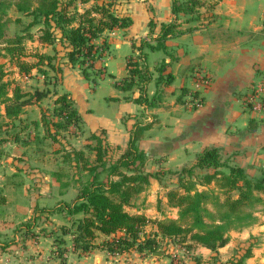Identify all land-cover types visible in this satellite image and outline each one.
<instances>
[{
	"label": "crops",
	"instance_id": "crops-1",
	"mask_svg": "<svg viewBox=\"0 0 264 264\" xmlns=\"http://www.w3.org/2000/svg\"><path fill=\"white\" fill-rule=\"evenodd\" d=\"M201 1L212 4V7L202 8L195 20L182 15L176 20L171 11L172 0H118L111 12L115 16L129 18L132 24L127 29L115 28L100 35L107 49L101 58L96 59L94 68L101 69L102 76L107 74L115 88L116 81L127 77V60L136 53L133 45L138 46L143 39L151 41L158 35L161 24L176 20L181 33L168 37L166 53H147L148 70L153 78L157 77L155 67L164 61L173 76V84L166 89L167 96L160 107L145 111L133 102L139 96L137 91L124 93L115 88L108 102L115 109L113 121L99 119L92 115V110L79 92L80 69L74 70L77 65L72 66L66 60V69L59 84L60 93L54 92L52 108L55 99L66 94L81 117L80 132L69 133L78 136V140H74L77 144L72 143L70 148L82 150L92 134L104 132L108 144L124 149L132 126L145 121L152 125L138 144L147 158L146 172H160L161 176L166 172L169 177H176L181 169L193 166L200 153L214 148L222 161L240 167L247 177H264V113L244 104L254 85L264 77V0ZM92 3L93 0L77 3V11L89 9ZM139 21L146 24L141 32L135 27ZM99 42L100 39L92 41V44L98 45ZM39 44L44 48H54ZM112 46L114 52L124 47L126 52L113 59L115 56H109ZM184 87L193 96H185L182 102H178L177 97ZM154 93L155 84L152 82L148 85V96L152 97ZM127 96L132 101L124 100ZM42 101H33L24 107L20 118L10 121L6 128L11 134L19 132L18 136L23 139L28 132L29 144L23 145L4 137L6 141L0 145V264H167L173 257H166L161 252V257L140 255L135 251L110 256L101 249H94L88 254L75 253L71 250L70 236L65 238L66 243L62 247L65 249L64 258H60L52 238L46 235L22 237L20 227L34 215L35 208H53L60 202L70 204L77 196L73 177H64L62 181L63 177L40 175L41 156L36 152L38 147L32 139L35 132H43L40 127L36 131L31 123L40 122L43 111L35 105H40ZM29 107L33 111L32 116L27 113ZM0 113L4 114L3 108ZM24 126L27 127L26 133L21 131ZM57 161L60 163V160ZM175 181L176 178L171 180L172 184ZM163 184V181L160 184L152 180L138 196L140 203L126 208L127 212L144 214L152 221L165 217L177 219V210L167 206V188ZM45 191H49L46 197L42 195ZM50 199L52 204L46 206V201ZM157 203L172 210V215L168 216L169 213L158 208ZM255 215V224L243 232L230 233L229 243L218 251L219 261L227 262L230 259L228 250L252 236L256 238V243L252 256L245 264H264V210ZM54 217L64 219L63 224L69 220L61 215ZM58 224L53 227H59ZM154 231L156 227L153 224L144 230L145 233ZM100 239L102 236L97 241L100 242ZM195 249L200 264H211L213 254L209 250ZM184 263L197 264L191 261Z\"/></svg>",
	"mask_w": 264,
	"mask_h": 264
},
{
	"label": "trees",
	"instance_id": "trees-1",
	"mask_svg": "<svg viewBox=\"0 0 264 264\" xmlns=\"http://www.w3.org/2000/svg\"><path fill=\"white\" fill-rule=\"evenodd\" d=\"M87 1L0 0V59L8 58L20 75L28 77L33 69H41L42 66L56 70L49 55L35 54L34 63L21 61L26 57L23 42L32 40L29 30L38 27V41L41 44H66L68 62L72 66L77 65L86 80L96 83V78L103 71L100 69L90 73L87 69L94 67L98 56L92 41L104 31L127 29L132 22L129 18L118 17L111 12L118 0H112L109 5L104 2L93 5L78 12L76 4ZM211 7L212 4L201 0H172L171 11L176 20L180 15L195 20L202 8ZM11 9L23 17L31 18L30 23L22 30V35L8 36L6 25L11 22L8 15ZM175 21L161 24L158 35L151 41L143 39L138 46L133 45L139 55L136 60L132 57L127 60V77L114 84L115 88L124 93L137 91L139 96L133 102L144 111L160 107L164 103L166 89L173 84V76L168 72V65L164 61L155 67L157 77L153 78L148 70L147 53H166L165 42L168 37L181 33L178 30L180 25ZM89 59L94 60L92 65L84 68ZM38 72L46 74L45 71ZM4 78L5 73L0 65V112L1 108L4 111L3 115L0 113V145L6 141L4 137L28 145V132L23 139L18 136L19 132L11 134L6 128L10 121L20 118L24 107L33 101L47 98L50 92L38 89L23 91L17 85L10 89V82ZM152 82L155 84V93L149 97L148 85ZM185 96L192 98L193 94L184 87L180 90L177 101L182 102L181 99ZM124 100L132 101L130 96L124 97ZM31 124L36 131L40 127L43 132L42 137L35 132L32 139L38 147L36 152L40 155L42 140L59 144L61 133L69 134L72 130L80 132L82 120L68 96L63 94L55 99L48 115L42 112L40 122L34 121ZM151 125L152 123L145 121L135 123L129 131L124 149L108 144L104 132H101L99 135L92 134L82 150L70 147L54 150L52 153L59 156L60 168L65 166V175L73 177L77 196L70 204L60 202L53 208H35V215L20 227L22 237L27 239L46 235L52 238L60 258H64L65 249L62 247L66 243L65 238L70 236L71 250L79 254L101 249L110 256L135 251L140 255L161 252L169 257L170 255H165V248L162 249V246L181 247L186 251H190L192 247H200L213 254L210 257L211 264H222L218 262V251L229 243L230 233L241 232L255 224V214L264 210V197H261L264 194V177L249 178L240 167L222 161L216 149H206L197 156L193 166L176 173L175 183L170 187L164 186L167 188V206L177 210V219L165 217L152 221L144 214H129L126 208L134 207V200L152 180L162 184L160 172H146L147 158L138 144ZM26 130V126L21 129L24 133ZM63 144L62 142L61 145ZM92 154L93 161L90 160ZM58 173L55 176L62 178ZM38 214L61 215L69 220L45 233V227L38 224ZM149 224H153L156 231L145 233ZM100 236L102 240L96 243ZM248 245L239 258H231L223 264H245L252 256L253 246ZM171 259L167 264H175ZM195 260H198L195 263L200 262L198 257ZM177 261L176 264H185L181 259Z\"/></svg>",
	"mask_w": 264,
	"mask_h": 264
},
{
	"label": "rangeland",
	"instance_id": "rangeland-1",
	"mask_svg": "<svg viewBox=\"0 0 264 264\" xmlns=\"http://www.w3.org/2000/svg\"><path fill=\"white\" fill-rule=\"evenodd\" d=\"M103 2L109 5V3L112 2V0H93V3L91 4L90 7H92L93 5H97V4L99 5ZM8 15H9V18L11 19V22L7 23L6 25L8 36L13 37L14 35H17V34L22 35L23 34L22 30L26 27L27 24L30 23L31 18H26V17H23L17 14V12L14 9L9 10ZM135 27L137 30L141 32L146 27V24L142 23V21H139L138 23H136ZM38 29H39L38 27H33L29 30V33H31V35L33 36V39L30 41L26 40L23 42L26 57H23L21 61H24L27 64L34 63L36 62V58L34 57L35 54L49 55V57H52L51 62L53 63L56 70H50L49 68L42 66L41 69L37 68V69L32 70L30 73V76L29 77L26 76V78H24V76H20V74L18 73V69L13 65L12 62L8 60V58H1L0 65L3 67V71L5 73V78H4L5 81L10 82L11 84L10 89L14 88L17 85L21 87L23 91H27L28 89H30L32 92L33 89L38 88L40 90H47L51 93L50 94L51 96H49V98L45 100L43 99L40 105H35V107H39L38 108L39 111H43L44 113L48 115L52 109V98L54 96V92L56 91L60 93L59 84L62 81L63 71L66 69L65 62L66 60L68 61V58L66 56V53H67L66 51L68 47L66 44H63L60 42V43H56L54 45V48H51V47L44 48L43 46L39 44V41H38V37H39ZM98 39H100L99 44L98 45L93 44V46L97 48V53H98V56H96L97 59L101 58L102 54L104 53V50L107 49L106 48L107 44L103 42V40H101L102 39L101 36L93 40V43L94 41H97ZM113 48L114 47L112 46L111 52L109 55L111 58L115 56V58L113 59H116L117 57H119L120 55H123L126 52L125 47L116 52H114ZM138 55L139 54L136 51L135 55L133 56V59L136 60ZM93 61L94 60L89 59L85 63L84 68H86L89 65H92L91 63ZM78 68L79 67L77 66L76 68H74V70ZM87 69L89 70L90 73L91 72L95 73L96 71H98L94 67L93 68L87 67ZM38 70L45 71L46 74L43 75L41 72H38ZM78 89H79V92L82 93L86 103L89 106V109L92 110V115H94L95 117L99 119L109 118L111 119V121H113V118L115 117V112H114L115 109L113 105H109L108 102L111 101L109 100V97L112 95V93L116 89L113 87L111 78H109L107 74L97 77L96 83H94L92 80H86L83 76L80 75L78 77ZM168 92L170 91L168 90ZM27 110H28L27 113L30 112V116H32L33 111H31V107L27 108ZM72 131H75V130H72ZM40 135L41 136L39 137H42V134ZM76 137H78L76 133L72 135L61 133L59 137L60 138L59 141L61 143L63 142L65 146L64 144L62 146L61 143L59 144L53 143L51 140H42V143L40 144V148L42 149V152L40 153V156H41L40 175L41 177H45V176L56 177L55 174L58 172H59L58 174L60 175L59 177H63L62 181L65 179L64 177H69L68 174L65 175V166L62 165L60 168V163L57 161V159L59 160V156L56 154H53L52 152L62 147H69L72 143L76 145L77 143L74 141L75 139H77ZM90 160L93 161V154L90 155ZM28 169L29 168H27L26 171H28ZM161 178L164 183L163 185L166 187H170L172 185L171 180L174 181L176 177H169V174L164 172ZM49 191L42 192V195L46 197L47 192ZM27 199L29 200V198ZM46 202H47L46 206L48 204L49 206L50 204H52L51 199ZM135 203H140L139 197H137L134 200V204ZM157 207L169 213L168 216L172 215V210L170 209L168 210L167 207L165 206L163 207L159 203H157ZM38 215H39L38 224L40 225V227H45L46 233H48L51 229H53L54 228L53 226H55L56 224L60 223L58 225L61 226L64 223V219H61V218H57L54 216H45L44 214H38ZM149 219L152 220L151 218ZM169 219H172V218H169ZM52 220H55V221H52ZM101 240L102 239H100V241ZM96 243H99V242L96 240ZM255 243H256V238L252 236L248 237L246 242L244 243L243 241L240 242V244H238V246H236L234 249L228 250L230 259L239 258L244 253V249H246L249 246L248 244H251L253 246ZM240 245L242 246L240 247ZM183 247L184 245L182 246V248ZM163 248H165L164 250L165 255H170L169 257L171 256L173 257L174 263H177L178 259H181V261L182 260L191 261V262L198 261V260H195L197 259V257H199L195 255V253L197 252L195 247H192L190 251H186L185 249H180L181 247L173 248V247L162 246V249ZM218 262L223 264V262L219 260ZM197 264H200V263H197Z\"/></svg>",
	"mask_w": 264,
	"mask_h": 264
},
{
	"label": "built area",
	"instance_id": "built-area-1",
	"mask_svg": "<svg viewBox=\"0 0 264 264\" xmlns=\"http://www.w3.org/2000/svg\"><path fill=\"white\" fill-rule=\"evenodd\" d=\"M245 106L264 113V77L252 88L251 94L244 101Z\"/></svg>",
	"mask_w": 264,
	"mask_h": 264
},
{
	"label": "water",
	"instance_id": "water-1",
	"mask_svg": "<svg viewBox=\"0 0 264 264\" xmlns=\"http://www.w3.org/2000/svg\"><path fill=\"white\" fill-rule=\"evenodd\" d=\"M153 257H161V253L160 252H154L152 253Z\"/></svg>",
	"mask_w": 264,
	"mask_h": 264
}]
</instances>
